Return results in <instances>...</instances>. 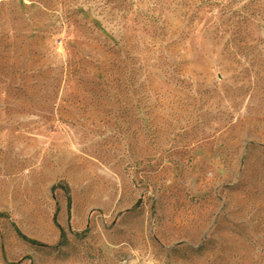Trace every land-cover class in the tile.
<instances>
[{
    "label": "rangeland",
    "instance_id": "374dc122",
    "mask_svg": "<svg viewBox=\"0 0 264 264\" xmlns=\"http://www.w3.org/2000/svg\"><path fill=\"white\" fill-rule=\"evenodd\" d=\"M0 264H264V0H0Z\"/></svg>",
    "mask_w": 264,
    "mask_h": 264
}]
</instances>
